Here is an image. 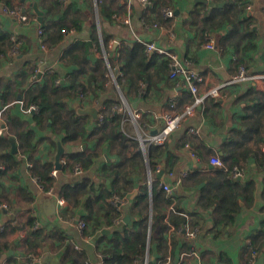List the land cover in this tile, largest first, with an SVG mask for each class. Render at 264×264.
<instances>
[{
  "label": "crops",
  "instance_id": "crops-1",
  "mask_svg": "<svg viewBox=\"0 0 264 264\" xmlns=\"http://www.w3.org/2000/svg\"><path fill=\"white\" fill-rule=\"evenodd\" d=\"M157 2L142 7L128 0H68L59 9L49 0L0 2V6L10 9L21 8L27 18L26 23H20L0 10V35L7 36L10 48L12 37L19 43L14 58H0V125L7 129L0 138H14L18 151L12 162L0 161V205L5 207L0 210V234L3 233L0 264H29L26 261L32 257L39 262L35 264H70V259H74V264H99L97 255L107 248L109 235H102L101 231L109 230L108 199L93 204L89 216L83 203L76 208L65 200V207L57 211L54 200L45 197L32 179L39 176L26 167V162L30 163L42 175L50 167L55 169L59 145L63 149L60 161L65 162L70 155H81L82 160L88 155L94 156L88 167L72 166L71 161L61 165L56 170L57 176L52 177L55 195L59 196L63 186H74L88 179L96 195L109 193L113 188L112 195L127 197L128 205L122 211L129 216V224L145 213L149 224L153 216L158 224L167 222L168 217L186 219L181 233L173 227V231L169 228L167 234L164 232V247L156 249L153 244V258L161 259L156 264H247L253 252L257 253L256 261L260 258L258 252L264 241V172L254 158H249L240 170L234 167L240 173L236 179L240 185L231 192L223 184L226 165L224 168L212 166L210 159L224 158V150L238 151L228 144L234 137L240 139L235 135L238 127L245 131V125L250 123L254 98L264 99V0ZM33 4L43 13L42 23L36 21ZM163 8L170 9L174 17L164 19ZM222 8L229 10V20L210 26L220 20L219 14L212 10ZM209 13L210 22L206 21ZM126 20L128 24L124 23ZM153 23L161 28L153 29ZM59 27L67 30L57 43L54 36ZM38 28L43 30L41 38ZM207 34H210L211 50L205 48L209 42ZM148 42L171 51L198 73L202 79L198 95L203 96L212 89H218L219 93L217 104L207 99L193 117L181 121L164 142L166 153L160 154L164 143L156 145L161 147L154 151L153 159L149 154L150 147L155 145L150 144V139L159 133L163 114L182 113L192 97L179 79H169V67L162 65L166 59L153 53V59L142 61L141 50L145 51L144 44ZM76 43H84L88 48L87 62L79 66L81 70L73 64L62 65L60 61L62 54ZM144 56L147 57L145 52ZM106 60L117 70L116 88L104 82ZM239 65H244L247 76L253 78L231 83ZM139 75L146 78L141 81ZM31 86L47 88L45 94L49 101L60 109L59 120L73 126L76 140H67L66 132L57 127L52 129L51 122L42 121L39 125L33 122L26 112L29 108L24 107L25 92ZM5 87L9 90L3 99ZM87 108L96 109L97 120L80 113ZM110 115L115 120L110 122ZM105 117L108 123L100 130ZM10 118L19 124H12ZM190 128L199 132L190 134ZM27 132L30 137L25 139ZM9 148V144L7 149L1 148L0 155H9ZM249 148H252L251 142ZM137 149L141 155L134 158ZM261 150L264 152V148ZM158 165H163L165 170L171 166L175 173L172 179H166L174 197L173 212L161 198L162 194L155 205L152 203L153 186L161 192L154 181ZM76 166L79 171L74 170ZM115 169L120 176L112 185L113 178L104 177L103 173ZM182 172L186 177L177 185ZM149 179L153 180L151 186ZM226 180L233 182L230 176ZM249 182L253 183V189L242 192L241 186ZM235 192L239 194L236 197L239 206L232 223L220 222L221 215L214 206L210 210L204 206V198L219 193L230 198ZM144 196L145 203L138 200ZM163 215L164 219H160ZM30 217L35 220L33 228L45 231L57 228L66 237L69 255L66 247L57 243H46L42 250L27 248L25 244L31 239L33 229L27 223ZM84 219L91 222L80 232L77 222ZM97 220H100L99 227L95 224ZM192 230L196 231L195 236L188 238L186 235Z\"/></svg>",
  "mask_w": 264,
  "mask_h": 264
},
{
  "label": "trees",
  "instance_id": "trees-1",
  "mask_svg": "<svg viewBox=\"0 0 264 264\" xmlns=\"http://www.w3.org/2000/svg\"><path fill=\"white\" fill-rule=\"evenodd\" d=\"M0 2H6V0H0ZM50 4L56 9L64 7L66 3H60L58 0H49ZM152 5H156L157 0H150ZM232 5H230V9ZM216 9V8H214ZM219 14L220 20L218 23L211 24L210 26H219L224 22L228 21L229 10L225 11L224 8L212 10ZM24 12V11H23ZM210 12V11H209ZM212 17H209L206 21L210 22ZM209 26V27H210ZM67 30V28L59 27L57 29V33L54 36V40L59 43L63 39V34ZM12 46V45H11ZM10 48V43L8 44L7 36L0 35V55L3 57L6 56V50ZM142 51V61H147L153 59V55L144 56V52ZM78 53L80 56L75 55ZM81 57V58H80ZM88 57V48L84 43H76L72 45L68 50H66L62 57L60 58L61 64H73L76 65L79 70L81 68L79 66L86 63ZM163 66L168 67V60H164L162 63ZM79 72V71H78ZM141 81L146 78L143 75H139L138 77ZM55 79H51V83L54 86ZM60 86V85H59ZM57 86V87H59ZM75 88L76 87H73ZM9 89L7 87L4 88L3 99L6 98V92ZM47 88L45 86H38L37 88H33V86L29 87L25 92V108L34 107L35 111L33 113L29 112L32 117L33 122L36 125H39L44 121L45 124L52 123L51 128L57 127L59 130H63L66 132L67 140L74 141L77 136L75 133L76 130L73 129V126H69L67 123L60 121V109H56L55 105L51 103L48 97L45 94ZM210 102H214L217 104V101L214 99H209ZM252 113L250 115V123L246 124V130L243 131L240 127L236 129V136L240 137V139H236L235 137L231 139L228 144L229 147L237 148L238 151L224 150L223 153L226 155L224 158H220L224 165H226V172L222 173L223 176V184H225L228 188H230L231 192L240 185V182L237 180L227 181V177L230 176L231 170L236 167L238 170L242 169L249 158H254L256 160L257 166L261 168V171L264 172V152L261 150L264 148V99L259 97L254 98V105L252 106ZM12 124H19V121H15L13 118L9 119ZM115 120L114 115H110V122ZM107 117H105L104 122L100 126V130L106 128ZM76 125L77 123L74 122ZM30 137V133L27 132L24 134V138L27 139ZM242 141V142H241ZM252 144V148H249V144ZM7 137L0 138V149L8 147ZM161 148L160 154H164L167 152L166 143ZM161 146H151L149 158L153 159L155 155L154 151L158 150ZM141 151L137 149V152L134 154L135 157H140ZM16 155H8L5 153L4 155H0V161L12 162V159L15 158ZM94 155H88L85 160L81 159V155H70L66 158V164L71 161L72 166L81 165L83 167H88L92 164V157ZM174 163H177V159H174ZM171 171V166L168 168ZM33 175L39 176L38 178L41 181L42 187L47 190L52 187V177L49 175L52 171V167H50L47 172L42 175L39 172H36L34 167L31 168ZM104 177L113 178V184H115L120 176L117 170L109 171L103 173ZM253 189V183L249 182L245 185V187L241 186V191H247L248 189ZM250 189V191H251ZM119 191H123V188H119ZM153 197L152 203L155 205L157 199H159V195L161 198L166 201L168 206L173 205V194L171 197L167 196L163 191H157L156 186L152 188ZM115 193L113 188L111 192H105L104 194H98L94 192V187L88 179H84L81 183L74 186H63L59 191V196L63 198L68 205L71 207L80 208L83 203V209L89 216L92 212L93 204L97 203L100 199L107 198L109 199L112 194ZM238 193L235 192L230 198H225L223 194H217L212 197L204 198V206L207 210H210V207L214 206L215 211L221 215L222 220L220 222H224L225 224L232 223L233 219L237 213L239 201L236 199L238 197ZM146 196L138 197V200L145 203ZM252 201V200H251ZM106 213V224L109 227L110 234L107 240V248L103 251L104 264H144L146 250H147V239H148V230H150V238L148 245V264H156L161 259L153 258V244L156 249L159 247H164L166 245V238L164 232L169 231L170 227H173L175 230H178L180 233L182 232V226L186 224V219L184 217H168L167 222H159L157 223L156 219H152V222L148 223L147 214H140L139 219L132 224H122L120 227L114 226V221L123 215L122 210H117L111 205L107 204ZM125 215V214H124ZM123 215V216H124ZM165 215L161 216L160 219H164ZM86 218V217H85ZM34 218L30 217L28 220V225L33 228L34 226ZM85 225L87 226V222H91V220H83ZM97 227L100 226V220L95 222ZM156 233V235L154 234ZM3 236V233L0 234ZM31 239L26 241L27 248L33 249H41L46 245V243H57L59 246L66 247V255H69L70 251L66 245V237L57 229L53 228L49 231H45L40 228H33L30 234ZM254 250V249H253ZM166 253V252H165ZM258 257L264 259V241L262 243V249L258 252ZM27 263L31 264L27 259ZM70 264H74V259L69 260ZM34 264V263H32Z\"/></svg>",
  "mask_w": 264,
  "mask_h": 264
},
{
  "label": "built area",
  "instance_id": "built-area-1",
  "mask_svg": "<svg viewBox=\"0 0 264 264\" xmlns=\"http://www.w3.org/2000/svg\"><path fill=\"white\" fill-rule=\"evenodd\" d=\"M58 1L60 3H67L68 0H58ZM205 1L209 3L211 0H205ZM128 2H136L142 7H148L149 5H151L150 0H128ZM0 10H1L2 14L7 15L11 18H14L17 21H19L20 23H26L27 22V18H26L25 14L21 8L10 9L7 6L1 4ZM161 13H162L163 18L167 19V20H170L174 17L173 12L168 8H163ZM124 23L128 24L129 22H128V20H126ZM142 25L146 28L148 27L144 21H142ZM151 27L153 29L161 28L158 23L151 24ZM37 34L40 38L42 37V34H43L42 28L37 29ZM206 38L208 39L209 42L205 45V48L208 50L213 49V46H212V43L210 40V34H207ZM11 40L13 42L12 46H11L10 50L7 52L5 57L12 59L18 53L19 43L13 37L11 38ZM39 43H40L41 47H43L41 40L39 41ZM144 46H145L144 52H145L146 56L155 53L156 55L163 57L164 59L168 60V67L170 70L169 79L170 80L179 79L182 83V87L185 88V90L188 92V94L192 97L191 103L184 108V111L182 113H180V114H178V113H164L163 114V116H162V123L163 124H162V127H161L159 133H157L155 136H153L150 139V144H153L156 146V145L163 144L168 139V137L172 133L175 132V130L178 128L179 124L181 123V121L183 119L193 117L196 114V109L198 108V106H200L205 100L214 99L215 101H217L219 99V93H218V89H212L211 91H209L208 93H206L203 96L198 95V87L202 81V79L198 75V73H196L195 71L190 69L188 67V65L182 63L180 61L179 57L177 55H175L174 53H172L171 51L163 49V48H159L158 46H156L155 43H152V42L145 43ZM0 58H4V57L2 55H0ZM110 71H111L110 77L113 79V81H115L116 75H117V70H116V68L111 67ZM252 78L253 77L249 78L247 76L244 65H239L238 70H237V74L232 78V80L230 82L231 83H240L244 80H248V79H252ZM56 83H58V82H56ZM34 111H35L34 107H31V108L26 110L27 113L34 112ZM0 120H1V113H0ZM6 130L7 129H6L5 125H3V124L0 125V137L3 136V134L6 132ZM188 132L190 134L196 135L199 131L197 129L190 128L188 130ZM141 146H142V150L144 151V144H141ZM185 147L188 148V145L186 144ZM20 157H21V159L26 160V157H24V156H20ZM60 164L64 165L65 162L60 161ZM210 164L212 166L224 168L223 162L218 157L211 158ZM26 167L30 171L32 168V165L30 163L26 162ZM74 170L79 171V168L76 166ZM155 172H156V175L161 173L159 178L154 179V181H156V183L158 185V188L161 191H163L167 196L171 197L172 196V188L170 187V185L168 184L166 179H172L175 176V173L172 171L165 170L163 165H158L156 167ZM50 176L53 178H55L57 176L56 169H53L50 172ZM239 176H240L239 171L236 168H233L231 170V173H230V178L232 180H236ZM185 177H186L185 172L180 173L178 176V179L176 180L177 185H180L182 179ZM32 179L37 183L38 189L41 191V193L45 197L52 198L54 200L55 207L57 208V211H61V209H63L65 207L66 203H65L64 199L59 197L58 195H55L52 188L45 190L43 187H41V181L38 177L32 176ZM152 181H151V179H149V183H148L149 186H151ZM108 204L111 205L112 207L116 208L117 210H123L128 205V199L126 196L125 197H119L117 195H112L108 199ZM3 208H5V207L0 205V210ZM168 209L170 212H173L174 211L173 205L168 206ZM122 220H123V216H120L118 219H116L114 221V223H113L114 226L120 227L123 224ZM77 228H78V230H80V232H82L86 229V225L82 220H78ZM195 230H192L186 236L188 238L194 237L195 236L194 233H196ZM171 231H173V228H171ZM105 249L106 248L100 250L99 254L97 255L98 256L97 258L99 260V264H104L103 258L105 256L103 255L102 252ZM256 257H257V253L253 252L252 253V259L247 264H255L256 263ZM29 260H30L31 264L32 263H34V264L39 263L38 260H36L33 257L29 258ZM144 264H148L147 259H145Z\"/></svg>",
  "mask_w": 264,
  "mask_h": 264
},
{
  "label": "water",
  "instance_id": "water-1",
  "mask_svg": "<svg viewBox=\"0 0 264 264\" xmlns=\"http://www.w3.org/2000/svg\"><path fill=\"white\" fill-rule=\"evenodd\" d=\"M195 1H200V2L206 3V1H204V0H195ZM32 9H33L34 14L36 16V21L38 23H42L43 13L38 9V7H37L36 4H33L32 5ZM36 78H38V76ZM18 99L20 100V97H18ZM31 113H33V112H31ZM80 113L83 114V115H88V116L92 117V119H94V120H97L98 119V115H97L98 113H97V111H96L95 108H87L84 111H80ZM7 140H8L9 145H10V148L8 150V153L11 154V155H17L18 154V151H17L16 141L14 140V138H12L10 136L7 137ZM62 155H63V149L59 145L57 147V152H56V155H55V163H54V166H55V169L56 170L59 169L60 166H61L60 159H61ZM106 160H108V159L106 158ZM160 175H161V173H159L158 175H156V178H159ZM49 204H52V203L49 202ZM51 206H53V205H51ZM128 220H129V216L128 215H125L122 221H123L124 224H127L128 223ZM101 234L102 235H109L110 234V231L103 228L102 231H101ZM149 238H150V230L148 232V243H147V250H146V254L147 255H148ZM255 264H264L263 258L260 257L256 261Z\"/></svg>",
  "mask_w": 264,
  "mask_h": 264
},
{
  "label": "rangeland",
  "instance_id": "rangeland-1",
  "mask_svg": "<svg viewBox=\"0 0 264 264\" xmlns=\"http://www.w3.org/2000/svg\"><path fill=\"white\" fill-rule=\"evenodd\" d=\"M113 65H112V63L111 62H109V61H105L104 62V67H106V69H107V71L105 70L104 71V82L106 83V84H108L109 86H115V88H116V83L113 81V79L110 77V70H111V67H112ZM117 87H118V85H117ZM120 100L122 101V98L120 97ZM123 102V101H122ZM146 257V256H145Z\"/></svg>",
  "mask_w": 264,
  "mask_h": 264
}]
</instances>
